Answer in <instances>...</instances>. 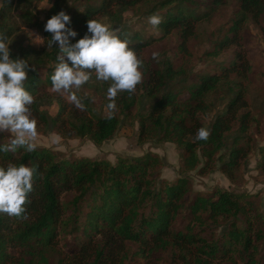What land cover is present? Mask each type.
Returning <instances> with one entry per match:
<instances>
[{
	"label": "trees",
	"instance_id": "16d2710c",
	"mask_svg": "<svg viewBox=\"0 0 264 264\" xmlns=\"http://www.w3.org/2000/svg\"><path fill=\"white\" fill-rule=\"evenodd\" d=\"M31 1L17 0L24 4ZM68 1L52 0L46 18L59 10L69 14L70 26L77 32L70 43L85 34L88 19L105 20L142 60V78L131 93H118L111 117L97 114L91 97L80 89L74 91L84 105L82 109L47 92L59 50L55 44L48 45L50 33L43 29L45 21L30 10H22L21 20L26 27L40 31L42 44L38 48L18 44L17 28L7 21L12 0H2L0 34L10 41V56L25 59L32 69L25 87L34 96L30 107L36 128L42 133L54 131L63 137L87 138L100 146L114 136L121 116H134L137 141L173 143L180 151L183 172L200 164V173L218 165L232 180L248 158V143L243 144L242 139L248 136L252 117L249 111H243L248 106L246 86L230 75L247 70L246 60L232 48V61L227 66L221 64L219 72L192 74L186 67L187 43L194 36L195 23L209 15L200 7L212 11L226 0H80L79 11H71ZM235 2L227 28L230 36L225 34L216 41L207 54L218 55L230 44L239 43L242 26L264 16V0ZM139 9H144L146 17L162 18L155 27L160 37L173 34L176 38L173 57L162 63L141 57L142 49L153 38L131 31L123 16L128 10ZM99 83L106 95L108 82ZM213 95L222 102L220 109L211 100ZM53 102L57 111L51 115L45 106ZM105 103H109L107 97ZM201 127L209 130L206 140L195 139ZM7 137L10 134L6 131L0 133V144H6ZM258 152L264 171V146ZM9 163L32 167L33 187L20 216L0 213V264H53L48 253L59 235L70 237L71 251H81L83 258L61 256L56 264H106L110 246L118 239L134 243L136 252L147 258L158 259L157 254L172 249L184 264H264V218H252L250 205L241 201V194L216 187L188 199L192 191L189 178L180 175L173 181L160 179L162 161L156 153L117 156L112 163L105 158L67 159L45 147L32 152L18 148L0 152V166ZM180 215L184 222L176 227ZM255 222L258 225L254 226ZM214 225L222 226L220 233L206 234L207 227ZM89 246L92 255L85 254Z\"/></svg>",
	"mask_w": 264,
	"mask_h": 264
},
{
	"label": "rangeland",
	"instance_id": "374dc122",
	"mask_svg": "<svg viewBox=\"0 0 264 264\" xmlns=\"http://www.w3.org/2000/svg\"><path fill=\"white\" fill-rule=\"evenodd\" d=\"M9 1V0H6ZM52 0H33L28 4L18 3L12 0L8 12V22L16 29L15 42L29 48H38L42 44L40 31L35 28H28L21 20L19 14L22 10H30L39 20L46 21V12ZM70 10L79 11L82 9L80 0H69ZM2 0H0V7ZM145 8V7H144ZM236 9L235 0H226L218 5L214 10L208 11V8L200 7L202 12H209L208 16L200 18L195 23L194 36L189 38L187 43L188 57L186 67L195 74H204L206 72H219L221 64L228 65L232 61L234 50H237L246 60L248 69L240 71L237 75L231 74V78H236L246 86V100L248 106L243 111L251 113V121L248 129V136L243 137L242 143H248V158L243 166H240L230 180L219 169L218 165L210 170L198 172L201 164L191 170L183 172L179 149L171 142H156L147 140L145 143L137 141L138 123L134 116L124 119L121 116L122 123L119 125L114 136L104 141L100 146H95L87 138L63 137L54 131L42 133L41 129L36 128V136L32 142L36 147H45L59 151L67 159L73 157H89L92 159L105 158L114 163L117 156H142L147 152L156 153L162 161L159 168V178L162 180L173 181L180 175L189 178L191 184V193L188 199H191L195 193H208L214 188H221L234 194H241V201H247L250 205L252 218H264V171L259 166V147L264 146V16L260 17L255 23L248 20L239 30V43L230 44L218 55H209L216 41L220 40L231 25V20ZM141 9L124 12L125 24L131 31H138L144 38L151 37L153 40L148 43L141 51V57L144 60H158L161 63L170 57H173L176 46V38L173 34L166 37H160L161 32L153 25L148 23V17L143 15ZM40 43H38V42ZM234 48V50L232 49ZM158 53L154 58L153 53ZM190 81V80H188ZM99 81L95 79L93 73L89 84L82 85L80 90L92 99V106L97 114L106 115L109 109L105 105L106 95L99 88ZM96 87V89H95ZM46 91L53 95H60L68 99L69 93L66 91L55 92L51 85L47 86ZM74 91V90H73ZM76 91V90H75ZM185 96V95H183ZM215 100L218 109L221 103ZM45 109L51 114L57 111L55 102L46 105ZM207 120V118H206ZM209 120V119H208ZM10 137H7L9 140ZM184 220L180 215L176 222V227H181ZM223 224V222H221ZM220 224V225H221ZM258 222L254 223V226ZM222 226L207 227L206 234L217 235ZM70 237L59 235L50 252L48 253L50 262L56 264L59 257H72L73 254L83 258L81 251H71L69 247ZM90 246L86 250V255H92ZM137 245L132 242L121 239L115 240L110 246V254L107 256L106 264H184L174 253V250L167 249L160 252L157 257H145L137 253ZM77 253V254H76ZM80 253V254H78ZM63 264V262H62Z\"/></svg>",
	"mask_w": 264,
	"mask_h": 264
},
{
	"label": "clouds",
	"instance_id": "9594fccd",
	"mask_svg": "<svg viewBox=\"0 0 264 264\" xmlns=\"http://www.w3.org/2000/svg\"><path fill=\"white\" fill-rule=\"evenodd\" d=\"M161 19L150 15L148 23L157 26ZM70 25V16L64 10L49 16L43 24L44 31L50 33L48 45L55 44L59 50L49 77L51 87L58 93L69 92L68 99L82 109L84 105L73 90H79L94 73L96 80L108 82L107 108L111 117L118 93H131L140 83L142 60L105 20L88 19L85 34L71 43L70 38L76 37L77 32ZM9 43L7 37L0 34V133L10 134L8 142L0 144V152H15L18 148L32 152L36 148L32 142L36 136V121L30 107L34 96L25 87L32 69L25 59L10 56ZM152 55L155 58L158 53ZM209 134L207 128L201 127L195 139L206 140ZM33 175L34 169L24 163L0 166V213L18 217L25 211Z\"/></svg>",
	"mask_w": 264,
	"mask_h": 264
}]
</instances>
